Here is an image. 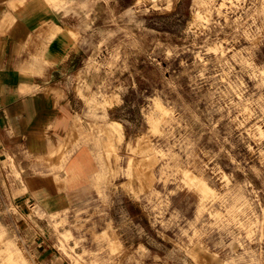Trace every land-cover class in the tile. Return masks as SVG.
Wrapping results in <instances>:
<instances>
[{"label": "rangeland", "instance_id": "rangeland-1", "mask_svg": "<svg viewBox=\"0 0 264 264\" xmlns=\"http://www.w3.org/2000/svg\"><path fill=\"white\" fill-rule=\"evenodd\" d=\"M29 2L61 28L38 91L67 124L14 182L57 262L264 264V0ZM9 198L0 264H46Z\"/></svg>", "mask_w": 264, "mask_h": 264}, {"label": "crops", "instance_id": "crops-1", "mask_svg": "<svg viewBox=\"0 0 264 264\" xmlns=\"http://www.w3.org/2000/svg\"><path fill=\"white\" fill-rule=\"evenodd\" d=\"M52 17V11L37 2L0 0V194L13 196L9 200L18 211L17 218L31 231L30 239L36 240L44 262L60 264L28 214L32 202L41 196L32 191L21 193L22 181L14 182L15 169H22L24 149L30 147L34 153V145H40L43 153L52 152L67 124L63 118L67 107L57 106L38 91L50 84L61 45V37L53 43Z\"/></svg>", "mask_w": 264, "mask_h": 264}, {"label": "bare ground", "instance_id": "bare-ground-1", "mask_svg": "<svg viewBox=\"0 0 264 264\" xmlns=\"http://www.w3.org/2000/svg\"><path fill=\"white\" fill-rule=\"evenodd\" d=\"M61 28L57 26L56 30L53 33V37H55L57 35V37L59 36L58 34L60 33ZM111 129H116V130H120V124L113 122L112 124H110ZM205 189V186H204ZM203 189V190H204ZM5 260L8 262V264H18V261L15 257V253L13 251L8 250L7 254L5 256Z\"/></svg>", "mask_w": 264, "mask_h": 264}]
</instances>
